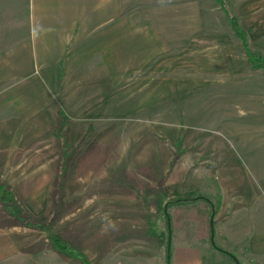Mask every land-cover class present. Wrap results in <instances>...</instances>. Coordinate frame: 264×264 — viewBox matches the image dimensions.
<instances>
[{"label":"rangeland","instance_id":"rangeland-1","mask_svg":"<svg viewBox=\"0 0 264 264\" xmlns=\"http://www.w3.org/2000/svg\"><path fill=\"white\" fill-rule=\"evenodd\" d=\"M240 2L123 0L135 30L118 62L81 86L60 70L55 118V103L25 117L0 100V181L25 215L0 199V229L20 264H83L56 236L92 264L252 262L239 245L264 216V0L258 32ZM196 198L216 207L214 233L195 237L187 219L168 234V214ZM241 211L252 230L236 238Z\"/></svg>","mask_w":264,"mask_h":264},{"label":"crops","instance_id":"crops-1","mask_svg":"<svg viewBox=\"0 0 264 264\" xmlns=\"http://www.w3.org/2000/svg\"><path fill=\"white\" fill-rule=\"evenodd\" d=\"M240 1L244 25L260 31L258 0ZM122 7L123 0H0V85L9 87L0 100L14 104L22 116L31 117L55 103L60 70L65 80L76 74L69 85L81 86L84 80L89 84L96 70L104 69L103 59L110 64L115 55L118 62L123 38L131 37L130 31L135 30L129 15L122 14ZM251 35L253 38L254 33ZM58 109L56 102L54 118ZM237 209L234 206L227 219ZM256 213L260 234L239 246L242 254L252 258L250 264H264V216L259 210ZM247 214L240 212L245 221L236 227L237 232L232 225L236 238L252 230L246 226ZM24 258L17 253L13 238L0 229V264H20ZM36 258L39 261V256Z\"/></svg>","mask_w":264,"mask_h":264},{"label":"trees","instance_id":"trees-1","mask_svg":"<svg viewBox=\"0 0 264 264\" xmlns=\"http://www.w3.org/2000/svg\"><path fill=\"white\" fill-rule=\"evenodd\" d=\"M233 20V26L235 27L237 33L242 36L243 41L246 43L245 32L243 28L240 26L239 22L236 20L234 16H231ZM59 112V111H58ZM58 115V113H57ZM0 181V199L1 202L4 203L5 208L16 218H24L25 215H21V209H19L17 205V201L14 197L13 192L3 185ZM207 199V198H206ZM208 200V199H207ZM213 207V206H212ZM212 212H209V208L202 203L199 202L198 199L191 201L190 203L175 205L171 214H168V230L169 234L172 228L173 222L175 224H179L183 220H193L197 222V232H195V237H206L214 233L213 223L211 222V218L216 211V207L212 208ZM30 224H35L33 221H30ZM213 241V237L211 238ZM54 244L56 248L60 251L65 252L70 256H75L79 258L83 264H92L89 258L83 251L78 250L77 248L71 246L69 242L63 241L60 237L53 238ZM213 245L216 246L214 242ZM235 256V255H234ZM237 261V264H241V262L234 257ZM169 262V260H167Z\"/></svg>","mask_w":264,"mask_h":264}]
</instances>
